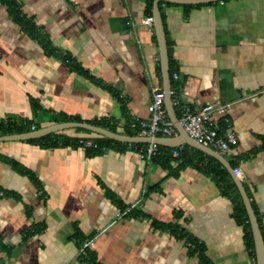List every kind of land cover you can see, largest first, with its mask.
<instances>
[{"label":"crops","instance_id":"obj_1","mask_svg":"<svg viewBox=\"0 0 264 264\" xmlns=\"http://www.w3.org/2000/svg\"><path fill=\"white\" fill-rule=\"evenodd\" d=\"M16 1L60 55H69L118 98L47 56L0 3V120L33 119L29 97L50 113L112 119L119 132L129 122L148 119L152 88L164 89L153 26L142 24L146 0ZM185 6L163 7L167 51L179 75L177 98L192 109L230 103L237 145L228 152L211 148L221 161L184 144L191 138L181 127V133L175 128L170 137L158 136L164 138L158 144L162 152L185 154L175 177L140 161L137 148L127 143L87 158L82 148L0 142V155L39 181L37 189L0 162V264H86L76 253L88 238L94 241L89 252L100 264H200L167 225L201 243L209 264H255L231 198L221 196L201 170L214 166L212 160L225 171V164L241 170L239 180L264 240V0ZM165 110L173 124L168 105ZM47 119L41 127L51 124ZM61 133L95 136L72 129ZM175 160L172 169L178 167ZM99 182L144 218L121 217Z\"/></svg>","mask_w":264,"mask_h":264},{"label":"trees","instance_id":"obj_2","mask_svg":"<svg viewBox=\"0 0 264 264\" xmlns=\"http://www.w3.org/2000/svg\"><path fill=\"white\" fill-rule=\"evenodd\" d=\"M154 0H146V10L145 16H151L152 4ZM0 3L6 8V12L13 23L18 25L21 32L31 38L32 40L36 41L41 48L43 49L44 53L47 56H53L59 59L63 64L66 65L70 72L77 73L82 77L86 78L93 84L97 85L98 87L102 88L103 90L107 91L111 96L118 98V95L108 86L104 85L100 80L93 77L87 70L83 69L78 63H76L69 55H60L56 49L51 46L49 38L42 32V30L36 26L33 19L27 17L21 11V5L16 0H0ZM214 4V3H212ZM208 4V5H212ZM171 4L160 2L158 4V8L160 11V15L163 22L164 32H165V16L163 14V7L169 6ZM206 5V6H208ZM190 7V6H185ZM196 7H200L197 5ZM168 65H169V73L170 77L171 74L175 71L172 67L171 60L169 58L168 52ZM178 87L179 82H175L171 80V88L175 90V93L172 95V99L175 98L178 94ZM29 105L31 108L32 113L34 114V118L31 120L28 119H13V118H6L4 120H0V136L4 135H12V134H20L31 131V127L33 126L35 130L41 128L42 120L44 118H48V123H64V122H85L90 125L98 126L113 133H122L127 136H138V128L137 126H133L134 122H129L128 126L125 127L121 132L117 130V124L112 119H93L90 121H83L77 116H67L62 113H50L47 110H44L40 107L39 103L36 99L29 97ZM123 110L122 107H120ZM76 133H82L86 135H93V133L81 129H75ZM93 138L88 137H72L64 135L63 133H53L43 138L37 140H29L26 143L38 146L42 149H54V148H82L84 150V155L87 158H92L96 156L102 155L105 150L113 149L116 146L127 145L121 144L119 142L103 138L94 134ZM92 140L93 145L91 147H84L82 144L79 143L80 140ZM130 147H136L137 150L144 147L145 144H130ZM161 148L158 147V153L154 155L151 159L150 163L158 164L167 170L168 175L177 176V170L183 168L185 166V154L181 153L180 158L176 159L179 164L178 167L172 169L170 163L174 161V159L170 156V150L168 152H162ZM175 160V161H176ZM215 165L209 166L205 170H201L204 174L211 176L213 181L215 182L218 191L221 196H229L232 200L233 204V216L237 224L242 227L243 230V240L245 243L246 248L250 252L252 258H254V246L253 240L250 231V225L248 219L246 217L245 208L241 202V198L235 188V185L230 180L227 171L221 168L220 164L216 161L212 160ZM0 162L6 165H9L13 170L16 172L26 176L35 186L39 189V181L36 176L29 170L25 169L21 166L18 162L0 155ZM100 187L104 191L105 197L119 209V213L121 217H129L135 219H143L144 215L141 211L135 209V207L125 205L121 199L114 194L110 189H108L103 183L99 182ZM178 214V213H177ZM176 214V216H178ZM154 228L158 227L159 225L152 221L151 224ZM174 237L178 239H185V242L188 246V254L190 256H196L200 264H209L208 259L205 256V249L201 243L197 240L192 238L191 236L187 235L183 230H181L177 225H167L165 226ZM34 229L33 232H35ZM27 236V235H26ZM84 241V240H83ZM80 247V246H79ZM86 264H100L98 263L95 258L93 257L92 253L87 250L86 256L81 259Z\"/></svg>","mask_w":264,"mask_h":264},{"label":"built area","instance_id":"obj_3","mask_svg":"<svg viewBox=\"0 0 264 264\" xmlns=\"http://www.w3.org/2000/svg\"><path fill=\"white\" fill-rule=\"evenodd\" d=\"M142 24L152 27V16H146ZM135 35L134 28L131 31ZM171 80L177 82L179 75L176 71L171 74ZM175 93L171 88L170 94ZM165 94L162 90L152 88L151 99L147 107L149 114L146 120H135L133 126L138 128V136L140 137H170L176 133L173 124L168 120L165 110ZM172 107L178 112V122L182 130L197 143L215 149L219 152H228L238 143L236 133L233 130L229 112L231 110L230 103H207L197 109L190 108L187 104L180 102L177 98L171 100ZM34 130V127H31ZM80 144L84 147H91L92 140H80ZM158 153V144L149 143L140 148L137 157L140 161L149 163L154 155ZM181 152L179 149H173L170 156L179 159ZM233 174L242 179V172L239 168L233 169ZM94 246L92 238L85 239L76 253V258L81 260L86 256L87 250Z\"/></svg>","mask_w":264,"mask_h":264},{"label":"water","instance_id":"obj_4","mask_svg":"<svg viewBox=\"0 0 264 264\" xmlns=\"http://www.w3.org/2000/svg\"><path fill=\"white\" fill-rule=\"evenodd\" d=\"M223 0H154L153 7H152V18H153V30L154 35L158 47L159 53V63H160V71H161V78L163 82V89L165 94V105L169 106V113L171 114V120L173 122V126L181 133V126L179 125L177 116L175 114L174 108L171 105V79L169 73V65H168V51L166 45V38L165 32L163 27L162 18L160 15V11L158 8V4L160 2L168 3L172 5H189V6H196V5H208L216 2H222ZM75 130L81 129L85 131H89L93 134L101 136L103 138H107L116 142L120 143H127V144H149V143H156L160 144L164 138L160 137H140V136H127L124 134L113 133L106 129H103L98 126L90 125L84 122H64V123H52L46 126H43L37 130H31L25 133L20 134H12V135H4L0 136V142H25L29 140H37L48 136L53 133H59L65 130ZM192 141V142H191ZM191 141H184V144L189 145L190 147L197 149L201 152L206 153L218 160L222 161L220 155L213 151L211 148L203 146L197 143L195 140L191 139ZM227 171L233 177L234 183L237 187L239 195L241 197L242 203L244 205L247 219L250 225L251 236L253 240L254 246V255H255V264H264V240L262 237V233L259 228V224L254 214L253 208L247 196V193L241 183V181L235 178L233 174V168L230 167L228 164H225Z\"/></svg>","mask_w":264,"mask_h":264}]
</instances>
